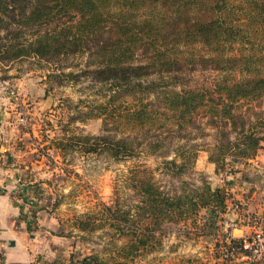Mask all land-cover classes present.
<instances>
[{
  "label": "trees",
  "instance_id": "1",
  "mask_svg": "<svg viewBox=\"0 0 264 264\" xmlns=\"http://www.w3.org/2000/svg\"><path fill=\"white\" fill-rule=\"evenodd\" d=\"M11 1L8 5L0 0V58L32 55L51 59L82 53L93 35L111 21L113 37L90 45L91 55L98 59V69L92 71L94 77L112 80L125 88L121 93L152 95L157 101L143 102L141 98L133 108L124 107L115 116L106 115L104 123L112 119L119 137L76 135L69 123L63 125L61 136H46L59 151L105 155L113 160L136 157L142 152L159 154L164 147L161 134L170 133V128L187 129L199 114L207 115L212 126L220 129L218 147L207 157L216 174L233 172L228 170V158L245 163L264 151V135L254 133L250 124L244 129L248 120L235 113L241 101L264 98V0ZM11 24L37 30L26 38L22 30L9 29ZM50 25L54 26L47 28ZM40 27L46 29L40 31ZM19 38H23L21 43H13ZM137 46L143 47L147 58L144 65L132 67L129 63ZM196 68L218 73L212 90L176 91L138 81L156 72L173 73L170 78H174V85L179 82L178 73ZM63 76L75 78L71 73ZM226 126L236 135L233 140L228 139ZM163 165L174 176L184 167L183 161L177 163L175 158ZM201 180L200 186L190 184L177 194L168 193L154 181L152 172L138 166L130 170L129 176L135 201L126 212L121 213L120 207L104 208V212L116 227L127 231L132 251L152 244L163 224L178 225L188 220L195 224L200 219V233L210 236L213 251L217 252L214 259L231 263L242 254L243 242L221 228L231 193L225 187H213L204 176Z\"/></svg>",
  "mask_w": 264,
  "mask_h": 264
},
{
  "label": "rangeland",
  "instance_id": "2",
  "mask_svg": "<svg viewBox=\"0 0 264 264\" xmlns=\"http://www.w3.org/2000/svg\"><path fill=\"white\" fill-rule=\"evenodd\" d=\"M6 1L8 5H12L11 0ZM110 26L111 21H107L103 28L93 35L87 50L82 53H68L51 59L32 55L17 59L0 58V91L14 102L15 98H25L20 88L29 84L34 87V101L44 102V106L38 108L35 116V119L40 116L38 145L28 139L26 141L29 146L37 145L39 154L43 156L40 165H37L30 175L36 177L32 181L43 184L40 186L43 195L48 193L42 207L43 204L48 206L47 211L59 224L53 233L72 240L69 259L76 264H237L225 263L222 260L213 262L217 252L211 250L210 236L200 233L199 229L203 225L200 219L195 224L191 220L178 225L163 224L162 231L156 234L157 239L152 244L132 251L129 248L127 231L116 227L104 212V208L108 207H120L121 213L126 212L130 203L135 201L136 193L130 187L129 176L130 170L138 166L152 172L154 181L168 193L177 194L180 188L190 184L200 186L201 179L206 177L203 173L210 172L204 163V156L208 157L214 148L218 147L221 139L220 129L212 126L207 115L199 114L194 117L191 126L185 130L176 131L170 128V133H162L160 138L164 147L155 155L142 152L136 157L113 160L105 155H84L77 151L64 153L47 141L46 136L48 139L61 136L62 126L67 123L76 135L119 137L116 134L117 129L112 125V119H107L104 123L106 115L115 116L124 107L133 108L141 98L143 102L151 101L156 104L157 101L152 95L144 96L132 92L135 96H131L121 93L125 88H120L112 80L94 77L92 71L98 69V59L91 55L93 50L90 51V45L111 39L113 35L110 33ZM9 29L22 30L26 38L37 30L13 24ZM44 29L46 28H39L40 31ZM22 39L19 38L13 43H21ZM7 42L6 39L3 41L4 44ZM137 47L129 63L132 67L144 65L147 58L143 47ZM84 71H89V74L83 73ZM61 73L64 74L60 75ZM67 73H71L75 78L63 76ZM170 77H173V73L156 72L138 81L143 85L154 83L161 89L167 87L176 91H209L212 90L218 73L210 69L196 68L178 73L179 82L174 85H171L174 78ZM38 90L41 92L39 95ZM28 103L30 104V101ZM236 107L238 110L235 113L248 120L244 129L250 124L254 133L264 135V98L253 102L241 101ZM26 109L17 106L16 111L27 119L29 115ZM224 131L228 132V139L233 140L236 137L228 126ZM173 158L177 163H184L178 176H174L163 165L164 161ZM227 163L230 166L228 170L233 172L241 171L243 167L240 166V161L232 158H228ZM217 175L208 181L215 184H212L213 187L221 186L229 191L230 184L235 183V180L239 182L240 179V176H237L236 179L231 178L232 180L226 182L225 177L230 176L229 173ZM240 187L241 184L237 186ZM238 209L245 210L244 206H238ZM261 220H264V216H261ZM234 224L235 228L239 226L236 221ZM250 232L251 230L248 233Z\"/></svg>",
  "mask_w": 264,
  "mask_h": 264
},
{
  "label": "crops",
  "instance_id": "3",
  "mask_svg": "<svg viewBox=\"0 0 264 264\" xmlns=\"http://www.w3.org/2000/svg\"><path fill=\"white\" fill-rule=\"evenodd\" d=\"M20 89L25 98H15L14 102L0 91V264H76L69 259L72 240L53 233L59 224L47 211L48 206L43 204L42 207L48 193L43 195L40 189L43 184L32 181L36 177L30 175L43 157L37 147L40 116L38 119L35 116L44 102L34 101L32 85H24ZM40 93L38 90L37 94ZM17 106L28 109L29 117L25 124L20 120L24 116L16 111ZM27 139L37 145L29 146ZM204 163L210 172L203 174L208 180H213L218 175L207 155ZM240 166H243L241 171L225 177L227 182L240 176L239 182L235 180L229 186L232 198L224 215L225 220L236 221L239 225L229 231L233 238L249 234L255 222L248 220L250 216L256 221L264 216V151H259L254 159L242 162ZM239 184L241 187L237 188ZM238 206H244L246 211L239 210ZM221 228L222 232L226 231L223 225ZM215 261L221 260L213 259ZM233 262L243 264L239 259Z\"/></svg>",
  "mask_w": 264,
  "mask_h": 264
},
{
  "label": "built area",
  "instance_id": "4",
  "mask_svg": "<svg viewBox=\"0 0 264 264\" xmlns=\"http://www.w3.org/2000/svg\"><path fill=\"white\" fill-rule=\"evenodd\" d=\"M23 122H27L26 117H21L20 119ZM253 217H249V221H255L251 232L242 237V254L239 256V260L243 264H261L264 263V220H252ZM223 227L226 231H231L235 228V224L232 221L225 220L223 221ZM232 257V256H231ZM43 264V263H38Z\"/></svg>",
  "mask_w": 264,
  "mask_h": 264
}]
</instances>
